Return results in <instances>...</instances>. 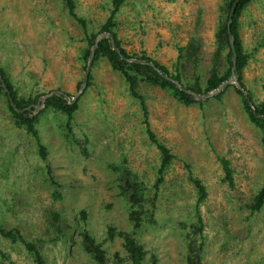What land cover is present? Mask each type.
<instances>
[{
  "label": "rangeland",
  "instance_id": "obj_1",
  "mask_svg": "<svg viewBox=\"0 0 264 264\" xmlns=\"http://www.w3.org/2000/svg\"><path fill=\"white\" fill-rule=\"evenodd\" d=\"M224 1L126 0L115 30L125 49L145 51L167 66L178 56L177 45L195 36L202 44L204 82ZM75 2L89 32L100 30L113 7L111 0ZM239 32L250 54L244 82L259 102L264 100V0L245 9ZM85 46L83 29L61 0H0V68L20 95L60 90L73 97L87 65L81 57ZM89 80L76 100L77 141L66 137L65 114L46 107L36 113L46 159L39 155V141L15 126L0 91V225L40 243L48 264H98L83 249L81 221L76 222L85 209L86 228L106 250V264H132L122 238L109 239L107 233L109 226L132 229L129 203L119 195L118 172L110 166L125 165L144 183L147 197L155 196L154 204L147 201L155 205L153 219L146 218L137 234L146 250L142 264H188L189 244L195 241L204 244L198 264H263L264 205L253 213L248 204L264 184V133L233 86L221 99L186 106L166 90L141 84L150 126L175 155L157 190L160 152L147 134L142 106L106 58L94 60ZM219 156L230 160L232 182ZM190 176L207 188L201 203ZM199 216L202 231L196 233ZM0 249L18 264H35L20 241L0 236ZM0 264H8L1 254Z\"/></svg>",
  "mask_w": 264,
  "mask_h": 264
},
{
  "label": "trees",
  "instance_id": "obj_2",
  "mask_svg": "<svg viewBox=\"0 0 264 264\" xmlns=\"http://www.w3.org/2000/svg\"><path fill=\"white\" fill-rule=\"evenodd\" d=\"M64 7L67 9L69 15L74 18L75 21L79 23L84 31V41L86 42L85 48L82 50V59L85 63L88 61L90 51L95 43L96 37L102 32H110L114 38L117 47L121 50L118 53L117 50L112 48V43L110 38L102 39L96 50L94 60L97 61L100 58H106L113 70L119 72L121 76L125 79L128 84L129 92L131 96L136 99L142 106L143 113L145 115L144 123L146 124V131L150 140L156 145L160 152V165L158 168V176L155 181V189H159V186L165 181V174L170 167L175 155L171 152L170 148L161 142L155 136L154 131L150 126L148 120V108L145 103L144 95L141 93L140 87L142 83H147L153 86H157L163 90H166L170 95H172L178 102L183 105L190 106L193 104L203 105L206 101L197 100L194 95L179 89V87L171 80L164 78L153 66L150 64H142L129 62L125 59H121V54L126 58H138L145 60L147 62H152L156 67L160 69L161 72L170 76L174 80L181 83L185 88L197 93V94H207L210 91L218 88L224 81L229 79L232 75L233 62L231 60L232 50L229 41V34L227 30V20L230 8L235 0H225L220 8V16L215 31V50L212 54V63L209 69V74L205 81H202L201 73L199 71V64L201 61V50L202 44L195 36L189 38L184 44L177 45L178 56L172 62L171 66H167L157 59L148 55L145 51L142 53L130 52L125 49L122 45L120 37L115 30L117 26V14L121 8V5L126 0H111L112 9L106 21L101 25L98 32L88 31V21L79 16L76 12V2L75 0H61ZM255 0H240L236 10L234 19L231 26V32L235 36V48L237 53V71L238 79L242 87L247 91L248 96L251 99L252 105L249 104L244 93L235 85H228L220 94L216 95L215 98L221 99L225 94L226 89L229 86H233L235 91L241 96L244 109L249 117V119L259 128L263 130L264 133V100L259 102L254 101L252 93L248 90L244 82V69L248 65L250 54L245 51L243 39L240 35L239 28L241 25V16L243 15L245 9ZM84 66V69H86ZM191 68V74L188 68ZM0 76L6 81L14 102L19 109H24L31 105L38 104V100L45 94V92H40L35 96L32 95H20L14 85L6 77V72L3 68H0ZM91 79V76H90ZM91 81L89 80L88 86H90ZM81 82L78 83V86ZM79 88V87H78ZM0 91L7 97V106L10 111V116L16 127L24 128L29 134L33 135L36 140L39 141V155L43 158H47L46 146L40 142L39 130L37 125L40 120V114L34 113V108H30L25 112H19L15 107L12 106L10 100L8 99L7 93L2 86L0 80ZM64 93V92H63ZM40 101V100H39ZM46 108H53L56 111L62 112L67 116L65 120V128L67 130L66 137L69 139L76 140L75 133L73 131V118L75 112L79 109V103H69V100L63 95H53L46 100ZM263 116V117H262ZM88 139L86 138L82 141V151H86ZM264 142V137H263ZM220 162L225 171V177L232 182V168L230 165V160L224 156H219ZM116 172H118V190L119 195L124 197L129 203V220L132 222L131 230H117L114 226H109L107 229L108 238L114 239L116 236L122 238L123 248L127 252L132 264H142L146 258V250L144 244L138 239L137 234L139 229L143 226L145 219H150L153 217L155 205L149 206L147 201L154 204L152 198L147 197L146 187L144 183L139 179L138 175L134 173L130 168L125 165H115L110 164ZM191 182L195 184L197 193L199 195L198 203L203 202L207 198V188L203 182L194 176L189 177ZM153 201V203H152ZM264 205V184L258 193L254 196L252 203L248 204L251 212H256L260 210ZM198 215L200 213L199 208L197 209ZM59 213L54 214V218L59 217ZM200 223L196 224L197 231H202V224L200 216L198 217ZM87 211L82 209L79 213V217L76 222H80V236L83 249L90 255V257L95 260L98 264L107 263V254L101 242L97 241L96 238L90 233L86 228L87 224ZM153 219V218H152ZM58 230H61L57 226ZM201 234V233H200ZM0 236L11 240L12 242H22L33 258L35 264H48L46 261L42 250L41 244L34 241L26 240L22 233L17 229H5L0 225ZM201 237V235H200ZM203 242L199 241V244H189V252L187 255L188 264H198L200 259V253L203 249ZM1 256L8 261V264H18L12 257L5 254L2 249H0ZM118 256V253H116ZM264 264V259H263Z\"/></svg>",
  "mask_w": 264,
  "mask_h": 264
},
{
  "label": "water",
  "instance_id": "obj_3",
  "mask_svg": "<svg viewBox=\"0 0 264 264\" xmlns=\"http://www.w3.org/2000/svg\"><path fill=\"white\" fill-rule=\"evenodd\" d=\"M239 1L240 0H235L233 2L232 6L230 8L229 15H228V20H227V30H228L229 41H230L231 50H232V57H231V60L233 62V66L231 68L232 75H231V77L229 79H227L226 81H224L218 88L210 91L207 94H197V93H195V92H193V91L185 88V86H183L181 83H179L178 81L174 80L170 76H168V75L164 74L163 72H161L152 62H147L145 60L138 59V58H126L123 54H121V59H125V60H127L129 62L142 63V64H150L157 71H159L160 74L164 78L173 81L179 87V89L184 90V91H186V92L194 95L197 100H207V99H209L211 97H214V96L218 95L219 93H221L228 85L232 84V85L237 86L244 93V95L246 96L249 104L252 105L251 99L248 96L247 91L242 87V85H241V83L239 82V79H238L237 55H236V50H235V36L231 32V26H232V22H233L234 15H235V10H236V7H237ZM105 38H110L111 39V43H112V48L115 49V50H117L118 53H121V50L117 47V45L115 43L114 36L110 32H102V33H100L96 37L95 43H94V45L91 48L90 55H89L88 61H87V66H86L85 72H84L83 77H82L81 85H80L77 93L73 97L66 96V94H64L60 90H52V91L44 94L41 97L40 105H31V106L26 107L24 109H19V108H17V106H16V104L14 102V99H13V97L11 95V91H10V89H9L6 81L0 76V80H1L2 86L4 87V90L7 93L8 99L10 100L12 106L15 107V109H17L19 112H25L26 110H28V109H30V108L33 107L34 108V112L36 114L39 110L45 108V106H46V100L49 97L53 96V95H63L65 98H67L69 100V103H71V104L75 103L76 100L79 98V96L84 92V90H85V88L87 86L88 79H89V75H90V70H91V67H92V64H93V61H94V58H95V54H96V50L98 48V44H99V42L102 39H105Z\"/></svg>",
  "mask_w": 264,
  "mask_h": 264
},
{
  "label": "bare ground",
  "instance_id": "obj_4",
  "mask_svg": "<svg viewBox=\"0 0 264 264\" xmlns=\"http://www.w3.org/2000/svg\"><path fill=\"white\" fill-rule=\"evenodd\" d=\"M235 50H236V48H235ZM236 55H237V53H236ZM94 62V61H93ZM158 68V67H157ZM159 69V68H158ZM160 70V69H159ZM159 72V71H158ZM160 73V72H159ZM220 94V93H219Z\"/></svg>",
  "mask_w": 264,
  "mask_h": 264
},
{
  "label": "clouds",
  "instance_id": "obj_5",
  "mask_svg": "<svg viewBox=\"0 0 264 264\" xmlns=\"http://www.w3.org/2000/svg\"><path fill=\"white\" fill-rule=\"evenodd\" d=\"M230 85H232V84H230Z\"/></svg>",
  "mask_w": 264,
  "mask_h": 264
}]
</instances>
